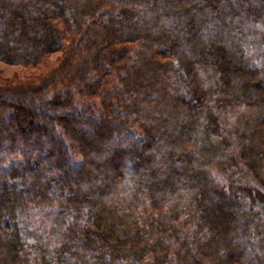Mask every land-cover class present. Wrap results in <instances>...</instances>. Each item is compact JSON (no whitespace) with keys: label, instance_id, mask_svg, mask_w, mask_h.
Instances as JSON below:
<instances>
[{"label":"trees","instance_id":"16d2710c","mask_svg":"<svg viewBox=\"0 0 264 264\" xmlns=\"http://www.w3.org/2000/svg\"><path fill=\"white\" fill-rule=\"evenodd\" d=\"M0 62V264H264V0H0Z\"/></svg>","mask_w":264,"mask_h":264},{"label":"rangeland","instance_id":"374dc122","mask_svg":"<svg viewBox=\"0 0 264 264\" xmlns=\"http://www.w3.org/2000/svg\"><path fill=\"white\" fill-rule=\"evenodd\" d=\"M58 54L52 55L49 60L54 62ZM42 72L34 68H23L20 66H11L0 62V83H24L27 81H36L39 76H42ZM40 79V78H39ZM98 106V103H96ZM76 163L77 156H73Z\"/></svg>","mask_w":264,"mask_h":264}]
</instances>
